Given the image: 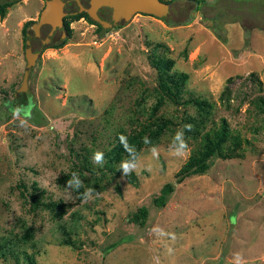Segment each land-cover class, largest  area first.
Segmentation results:
<instances>
[{"label":"rangeland","instance_id":"rangeland-1","mask_svg":"<svg viewBox=\"0 0 264 264\" xmlns=\"http://www.w3.org/2000/svg\"><path fill=\"white\" fill-rule=\"evenodd\" d=\"M41 5L19 0L0 16V264H28L26 254L35 264H237V255L264 264V0H171L170 22L141 8L106 31L72 22L19 91L22 28ZM152 56L173 60L188 76L185 97L213 102L215 121L247 140L240 156L215 154L205 172L177 181L199 138L184 135L183 156L172 154L174 138L195 109L159 91ZM27 99L26 112L5 106ZM160 117L170 123L129 162L132 181L120 163L93 162L97 151L109 159L117 135ZM168 182L173 191L155 205ZM141 206L143 226L129 220Z\"/></svg>","mask_w":264,"mask_h":264},{"label":"trees","instance_id":"trees-1","mask_svg":"<svg viewBox=\"0 0 264 264\" xmlns=\"http://www.w3.org/2000/svg\"><path fill=\"white\" fill-rule=\"evenodd\" d=\"M167 5L171 3V0H162ZM195 3H199L201 0H187ZM4 15V4L0 5V16ZM188 20H185V22ZM170 22V20H167ZM30 22H25L22 28V32L26 34V27ZM70 30H68V35ZM63 44V40L53 46L58 47ZM149 64L154 68L158 74L157 86L159 91L168 97L174 104L191 106L195 109V115L182 118V130L184 135H190L192 138L199 140L196 146L191 149L190 155L182 168L177 172V181H181L183 177L191 174H199L205 172L209 163L208 160L213 155H218L221 158H230L240 156V150L242 149L243 141L247 140L240 135V133L233 130L225 117H221L218 121H215L214 116V103L201 95L189 94L185 97V81L187 79L186 73H175L172 71L173 60L169 58H160L152 56L149 58ZM259 105L264 106V97H259ZM24 105V106H23ZM8 107L7 110L13 111L15 106L21 113L26 112L31 106L30 100L19 103L18 100H12L5 103ZM141 126H134L133 130H129L128 133L124 132L120 136L125 137V142H121L120 136H116V142L113 146L106 150L104 154H108L109 159L104 162L111 170L116 169L117 163L121 164L124 161L130 162L137 156L139 150L145 144H152L157 139L158 135L163 131L165 127L170 123L169 119L158 118L156 121L148 122L147 125L141 122ZM186 125L191 126V130L185 128ZM126 133V134H125ZM147 141V143L145 142ZM81 162V167L90 169L89 166H84ZM116 171H118L116 169ZM129 180L135 178L134 174L130 173L127 175ZM173 191V184L168 182L165 183L160 189L159 196L154 198V204L157 206H163L165 204L166 196ZM38 195L36 192L29 193V200L32 207H38ZM46 204L47 207H62L59 202H50ZM148 215V209L145 206L139 207L129 218V220L135 224L143 226L146 222ZM29 235V232H27ZM0 253L4 255L3 245L0 243ZM25 258L28 264H35L32 255L26 254Z\"/></svg>","mask_w":264,"mask_h":264},{"label":"flooded vegetation","instance_id":"flooded-vegetation-1","mask_svg":"<svg viewBox=\"0 0 264 264\" xmlns=\"http://www.w3.org/2000/svg\"><path fill=\"white\" fill-rule=\"evenodd\" d=\"M19 0H0L4 8ZM41 7L35 18H28L26 39L33 35L40 47L38 56L49 46L68 36L72 22H91L97 29L106 31L140 13L141 0H40ZM162 1V0H161ZM142 6V5H141ZM31 32L32 34H30ZM24 43V51L25 50ZM36 48V47H35ZM37 56V57H38Z\"/></svg>","mask_w":264,"mask_h":264},{"label":"water","instance_id":"water-1","mask_svg":"<svg viewBox=\"0 0 264 264\" xmlns=\"http://www.w3.org/2000/svg\"><path fill=\"white\" fill-rule=\"evenodd\" d=\"M142 10L146 12L147 14L156 16V17H164L165 20H167V14H168V5L161 1V0H142ZM32 34L31 32H29ZM38 39L35 38L33 35H30L28 39H26L25 43V54L27 59V64L25 66V72L23 74L21 86L19 87V91H23L26 89L27 86V75L30 71L31 67L34 65L35 60L38 56V52L40 51V47L37 46ZM39 45V44H38ZM36 47V48H35Z\"/></svg>","mask_w":264,"mask_h":264},{"label":"clouds","instance_id":"clouds-1","mask_svg":"<svg viewBox=\"0 0 264 264\" xmlns=\"http://www.w3.org/2000/svg\"><path fill=\"white\" fill-rule=\"evenodd\" d=\"M185 128H187L188 130H191V126L190 125H186ZM120 140L122 143H124L125 147L127 148V144L125 142V137L124 136H120ZM147 143V141H145ZM174 142H176L178 144V147L175 149V152L172 153L173 155L176 156H183L185 155V152L187 150V144L184 140V131L180 130L177 132L175 138H174ZM152 154L153 156H157L158 153L155 151V149L152 150ZM93 162L96 164H103L104 163V158H103V153L97 151L94 155H93ZM121 169H123V173L124 174H128L132 169L135 168V165H132L131 168L129 166V162L124 161L121 164ZM73 177H76V174H73ZM73 181H69V186H72ZM82 186V183L81 185ZM88 192H93V189H87L85 195H87ZM237 264H240V258L237 255Z\"/></svg>","mask_w":264,"mask_h":264}]
</instances>
